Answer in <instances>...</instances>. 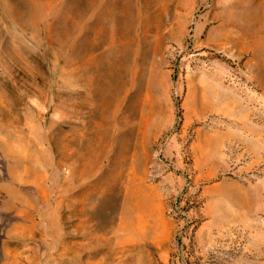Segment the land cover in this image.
I'll list each match as a JSON object with an SVG mask.
<instances>
[{
  "label": "rangeland",
  "instance_id": "obj_1",
  "mask_svg": "<svg viewBox=\"0 0 264 264\" xmlns=\"http://www.w3.org/2000/svg\"><path fill=\"white\" fill-rule=\"evenodd\" d=\"M0 264H264V0H0Z\"/></svg>",
  "mask_w": 264,
  "mask_h": 264
}]
</instances>
